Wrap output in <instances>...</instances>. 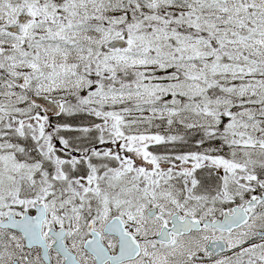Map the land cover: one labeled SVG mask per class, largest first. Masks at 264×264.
<instances>
[{
    "label": "snow or ice",
    "instance_id": "6c2138e0",
    "mask_svg": "<svg viewBox=\"0 0 264 264\" xmlns=\"http://www.w3.org/2000/svg\"><path fill=\"white\" fill-rule=\"evenodd\" d=\"M0 264H264V0H0Z\"/></svg>",
    "mask_w": 264,
    "mask_h": 264
}]
</instances>
